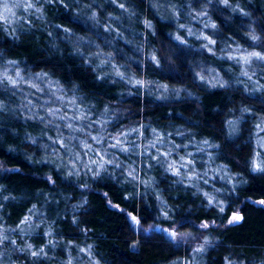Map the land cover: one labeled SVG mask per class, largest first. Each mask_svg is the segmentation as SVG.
Instances as JSON below:
<instances>
[{
    "label": "clouds",
    "instance_id": "obj_1",
    "mask_svg": "<svg viewBox=\"0 0 264 264\" xmlns=\"http://www.w3.org/2000/svg\"><path fill=\"white\" fill-rule=\"evenodd\" d=\"M0 151V264H113L94 196L154 264H264L227 235L264 211V0H0Z\"/></svg>",
    "mask_w": 264,
    "mask_h": 264
},
{
    "label": "trees",
    "instance_id": "obj_2",
    "mask_svg": "<svg viewBox=\"0 0 264 264\" xmlns=\"http://www.w3.org/2000/svg\"><path fill=\"white\" fill-rule=\"evenodd\" d=\"M163 30L166 26L161 25ZM31 55L32 49L30 47H21L15 50L12 54ZM222 101V96L218 93L214 96L205 98V104L211 106ZM163 112L164 110H159ZM206 119L213 120L210 111L206 109ZM0 157H3V152L0 151ZM14 163H19L14 161ZM20 167L26 166L20 164ZM27 170V169H26ZM5 182L12 184H22L31 187L42 186L38 182L32 181L25 177H8ZM264 183V181H261ZM254 198L264 199V193H255ZM119 202V197H114ZM93 203L97 205L96 211L91 214L87 219L90 226L97 229H106L110 239L104 244V249L108 254V258L112 260L113 264H154V261L160 256L168 257L170 253L162 252L158 247L144 245L142 255L135 256L128 253L127 245L122 238L123 217L117 216L115 213H110L104 207V201L99 197H92ZM245 224L239 229H230L228 232V239L230 242H255L264 244V211L257 210L247 206L245 209ZM107 217L103 224L98 223L101 218ZM115 245V247H113Z\"/></svg>",
    "mask_w": 264,
    "mask_h": 264
}]
</instances>
